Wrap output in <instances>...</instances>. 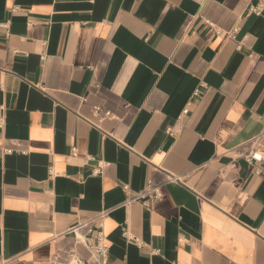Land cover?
Returning <instances> with one entry per match:
<instances>
[{
    "label": "crops",
    "instance_id": "1",
    "mask_svg": "<svg viewBox=\"0 0 264 264\" xmlns=\"http://www.w3.org/2000/svg\"><path fill=\"white\" fill-rule=\"evenodd\" d=\"M253 3L0 0V264H264Z\"/></svg>",
    "mask_w": 264,
    "mask_h": 264
},
{
    "label": "built area",
    "instance_id": "2",
    "mask_svg": "<svg viewBox=\"0 0 264 264\" xmlns=\"http://www.w3.org/2000/svg\"><path fill=\"white\" fill-rule=\"evenodd\" d=\"M249 13L254 15H263L264 14V0H254V3L249 7ZM186 112V110H184ZM247 161L252 162L255 166L254 171L256 173H264V150H252L247 155ZM261 164V166H259ZM171 180H177L178 178L172 177ZM161 196V191L158 186H154L152 184H147L145 190L139 194L138 196L134 197L135 199L142 200L143 204H146L149 198L157 199ZM81 228H85L86 232L89 235L94 236L95 242H89L86 236H83L82 241L85 243L86 247L95 254L98 258L100 264H104L107 260L108 255V246L104 242V234L101 230L93 229L92 222L86 221L80 224H77L69 229L68 232H72L77 237H81L79 235V230ZM122 234L125 238L129 239L131 236L128 234L125 228H122ZM47 264H54V262H48ZM68 264H85L81 258L77 256L72 257Z\"/></svg>",
    "mask_w": 264,
    "mask_h": 264
}]
</instances>
